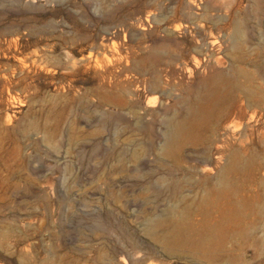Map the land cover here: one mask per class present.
<instances>
[{
	"label": "rangeland",
	"instance_id": "obj_1",
	"mask_svg": "<svg viewBox=\"0 0 264 264\" xmlns=\"http://www.w3.org/2000/svg\"><path fill=\"white\" fill-rule=\"evenodd\" d=\"M0 264H264V0H0Z\"/></svg>",
	"mask_w": 264,
	"mask_h": 264
},
{
	"label": "bare ground",
	"instance_id": "obj_2",
	"mask_svg": "<svg viewBox=\"0 0 264 264\" xmlns=\"http://www.w3.org/2000/svg\"><path fill=\"white\" fill-rule=\"evenodd\" d=\"M193 4H194V1H193V3H192V2H188V5H189L188 8H189V7L192 8ZM195 4H196V3H195ZM194 8H195V7H194ZM186 9H187V8H186ZM192 10H193V9H192ZM192 10H191V11H192ZM189 11H190V9H189ZM191 11H190V12H191ZM210 42H211V41H210ZM208 44H209V43H208ZM208 44H207V45H208ZM205 46H206V44H205ZM210 67H211V66H210ZM183 72H185V71H183ZM224 93H225V92H224Z\"/></svg>",
	"mask_w": 264,
	"mask_h": 264
}]
</instances>
